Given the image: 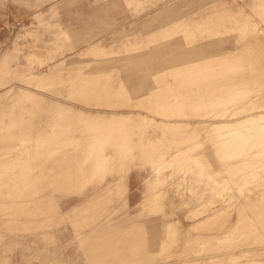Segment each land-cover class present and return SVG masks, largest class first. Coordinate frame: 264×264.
Segmentation results:
<instances>
[{"label":"rangeland","instance_id":"obj_1","mask_svg":"<svg viewBox=\"0 0 264 264\" xmlns=\"http://www.w3.org/2000/svg\"><path fill=\"white\" fill-rule=\"evenodd\" d=\"M44 1L0 0V264H133L130 259L155 254L158 245L154 239L158 236L142 228L130 234L129 222L153 223L154 229L161 231L158 223L163 218H179L194 235L211 231L205 224L209 212L212 219L218 220L216 223L226 221L228 233L232 231L221 260L226 264H264V129L259 132L258 128H250L256 122H247L242 131L234 127L242 116L264 113L260 101L243 106L240 103L233 109L234 113H242L219 118L232 125L226 128L228 135L223 134L226 141L215 136V127L209 126L200 141V155L162 158V166L152 167L153 171L149 165H131L125 194L116 196L109 207L116 216L125 210L133 212L124 222L122 233L109 237L105 222L86 228L90 220L98 218L96 205L66 210L82 198L80 169L94 164L97 153L118 154L112 144V128L118 129L132 114L149 113L158 93L175 91L169 78L159 74L161 82L144 74L146 62L137 58L133 47L131 60H112L110 57L130 52L97 55L89 42L101 43L108 50L119 49L132 34L144 38L147 31L167 24L166 13L179 15L202 4L204 14L210 13L207 20L218 21L209 22L210 27L191 29L194 34L187 38L182 51L171 52L167 48L176 44L168 41L160 54L189 55L201 50L208 54L222 48L217 51L222 55L220 52L237 43L247 30L255 33L264 28V12L253 14L264 0ZM79 14L106 17L88 21ZM78 31L85 42H80ZM84 85L93 90L84 92ZM85 110L129 114L119 116V123L102 127L103 136L92 134L89 138L90 129H83L90 124L82 119ZM261 119L258 123L264 125V117ZM210 140L213 143L207 149ZM49 143L62 146L56 158L50 160L52 155L40 150ZM60 163L67 169L77 167L79 172L67 171L66 182L63 179L59 185ZM154 176H161V180ZM153 188L169 195L166 204H148ZM162 229L165 237L171 236V224H162ZM143 237L149 241L142 243ZM122 238L138 239L136 249L129 251L132 244L122 242Z\"/></svg>","mask_w":264,"mask_h":264},{"label":"bare ground","instance_id":"obj_2","mask_svg":"<svg viewBox=\"0 0 264 264\" xmlns=\"http://www.w3.org/2000/svg\"><path fill=\"white\" fill-rule=\"evenodd\" d=\"M259 6L260 8L253 9V14L255 16L264 12V3H262V5L259 4ZM173 15L174 14L166 13L165 19L202 20V18L205 17L207 20L211 18L209 17V12L204 14L202 4L197 6L196 9L191 12L174 15L176 16L174 18ZM221 15L226 16L227 13L221 12ZM239 18H241V16ZM261 18L264 19L262 16ZM188 29H176L177 31L182 32L177 36H175V34H170L169 36L164 35L165 37L163 38L162 43L160 42L159 49L157 48L154 50L153 44L147 45L148 48H145L149 49L150 52L160 50L162 53V50H165V47L162 45H167L169 43L168 41H170V44L173 43L176 44V46L174 45L175 47L173 46L167 49L176 53L182 51L186 48L185 42L191 35L190 31H187ZM163 31L166 33L169 30L164 29ZM222 42L225 41L222 39ZM137 48L138 47L136 46L134 50L137 52V58L141 59L142 57ZM141 48L144 49L143 47ZM221 49L222 48L219 50ZM219 50L211 51L210 49L211 53L209 52L208 54L203 53L201 50L202 52L197 51V53H191L189 55L178 53L175 55L171 54L172 56L160 55L157 59L154 58L155 56H153V59H144L146 62L144 74H147L148 78H151L150 75H153V79L156 81L160 80L161 82H163L161 80L162 76L169 78L175 84V91L171 94L158 93L154 96L153 101H151L149 113L143 114L137 112L132 114L120 123L118 129L112 128V133L118 135H113L114 140L112 144L118 149L124 150V152L126 150V154L128 153L130 157L128 160L131 158H138L140 155L145 162L152 164L154 162V157H156L155 155L158 156V160L162 158L176 160L187 154L200 155L199 150L202 149L200 141L209 126L215 127V131L213 130L215 136L216 134L217 136L220 135L224 137L223 139L225 140L227 136H223V134H227L226 128L232 127V125L225 122L224 119L220 120L219 118H224L226 115L235 116L238 112L239 114L240 112L242 113L243 111L234 113L233 109L240 103L241 106L248 102L256 103L257 101H260L258 104L264 103V28H259V31L255 33L247 30V33H245L237 43L224 48L223 52H220V54L223 53L222 55H218L217 51ZM39 61L43 62L44 60L40 58ZM159 74L161 75V78H159ZM27 78L35 80V78ZM251 93V99H248V95ZM135 116H137L139 123L132 122L133 124L129 125L128 122L133 121L132 118L134 119ZM139 116H141L140 119L138 118ZM149 116L154 120V124L150 121ZM157 117L160 119H156ZM262 117H264V113L262 112L255 113V115L252 116H242L236 121L237 125L234 127L236 129L239 128V130L242 127V130H244L243 128L246 126L245 124L247 122H250L249 124L256 122L255 125L253 126L252 124L250 128H258L257 130L260 132L264 129V125L259 124ZM159 121H163V124L158 123ZM243 122L245 123L243 124ZM245 137L246 136H244V138ZM213 140L207 142V149L211 147ZM40 150L43 153L47 152L52 155L51 157H48L50 160L52 157L56 158L57 154L62 150V146L59 143H49L40 148ZM103 157L106 160L103 158V161L100 160L97 163H106L108 157L105 155ZM121 175L122 174H120V176ZM207 222L209 223L210 221Z\"/></svg>","mask_w":264,"mask_h":264},{"label":"crops","instance_id":"obj_3","mask_svg":"<svg viewBox=\"0 0 264 264\" xmlns=\"http://www.w3.org/2000/svg\"><path fill=\"white\" fill-rule=\"evenodd\" d=\"M39 1H40V3L45 2L44 0H39ZM58 6L60 7L61 4L59 3ZM36 11H38V10H36ZM42 12H44V11L42 10ZM87 15L88 16H85L86 19H84L85 17L83 16V14H79L80 18H82L84 20H88V21L91 20L92 17L95 19H98V20L105 19V18H103L102 15H101L102 17H100V18L97 17L99 15H97V16L96 15L93 16V14L92 15L87 14ZM151 15H149V16H151ZM104 17H106V16H104ZM148 17H147V20H148ZM217 21L218 20H206V19H204V20H168L167 24H164L158 28H154L150 31H147L145 33L144 38H140V37H137L135 34H132V38H127V40H125V43L123 44V46L119 47V49H113L112 48V49L108 50L101 43L100 44L95 43V42H89V43L92 44V47L95 50L94 54H97V55L109 54V52L110 53H120L122 51L130 52L126 56L118 55V56H121L120 58H118V56L110 57V58H112V60H115V59L131 60L132 55H133L132 53H134L131 51V49H132V47L135 48L136 46L138 47L137 50L142 57L141 59H143V60L147 59V58L153 59V56H155L154 58L157 59L161 55L160 50L150 52L149 49H146V48H148L147 45L153 44V47L155 50L159 47L160 42L162 43V40L165 37L164 35L169 36L170 34H175V36H177L179 33H182L180 31H177L176 29H181V28L188 29L189 28L187 31L188 32L190 31L191 35H193L194 31L191 29H193L195 27H199V26L210 27L209 22H217ZM241 22L242 21L240 20L239 23H241ZM219 26L221 27V25H219ZM244 26H247V25H241L240 27H244ZM164 29H167L169 31H167L165 33L163 31ZM76 34L78 35L79 40L81 39L80 40L81 43L85 42V40L81 38L82 35H80V34H82V32L78 31V32H76ZM126 35H130V33H128ZM154 42H156V43H154ZM141 47H143L144 49H142ZM44 58H46V57L44 56ZM81 74L83 76L85 75L84 72H81ZM100 74H104V73L100 72L99 75ZM129 74H130V71H128V75ZM91 90H93V89L89 88L88 85H84V88H83L84 92H90ZM84 101L86 102V100H84ZM105 102H107V101H105ZM109 105L112 106V105H114V103H112V101H111ZM59 106H63V105H59ZM127 106H129V105H127ZM127 106H123V107H127ZM85 111L83 112L82 119L84 120V122H86V124L88 122L91 125L88 124V125L84 126L83 129L84 130L90 129L89 138L92 137L91 136L92 134L97 135L98 137L103 136L102 134L104 133V131L101 130L102 127L106 128V125H108L109 123H112V124L116 123V122L119 123V121H118L119 116H121V115L124 116V115L129 114L127 112H123L122 114H118V113L107 114L108 112H106V111H98V112L89 111V110H87L86 112ZM94 113H96V114H94ZM89 116H90V118H89ZM140 117L141 116H139L138 118L140 119ZM132 120L133 121L128 122L129 125H131L133 123H139V121L137 120V116H135L134 119L132 118ZM94 124L97 125L96 129H95L96 126L95 127L92 126ZM92 127L94 129H92ZM101 131H102V133H101ZM98 139H100V138H98ZM92 140H93V138H92ZM114 153L115 152H112L109 154L97 153V154H95L96 158L93 157V159H96V163L91 164V166L90 165H84V167H82V169H80V172L83 173V178L81 177L82 178V185H83V189H82V193H81L82 198L78 201L77 200L73 201L68 206V208H66V210H69V209H72L73 207L74 208H81L87 204L96 205V207H97L96 210L98 211L97 212L98 218L94 219V220H90L88 222L86 228H92L95 225L102 224L105 222V226L107 228V235L109 237L110 236H116L119 233H122L124 231V222L127 221L128 219L130 220L129 217L133 213V212L129 213L128 211L125 210V211L120 213V216L119 215L116 216V212L114 210H110V208H109L111 203L115 201L116 196H120L122 194H125L126 189H127L126 177H127L128 170L130 169L131 165H133V167H136V168H143L144 166L149 165L151 167V171H153L152 169L156 166H162L161 165L162 160L161 159L158 160L157 155H155L156 156V157H154L155 163H154V165H152V164H147L145 162V160L143 158H141L140 155L138 156L139 159L136 157L132 161L128 160V158H130V157H129L128 153L126 154V150L124 152V150L118 149V154H114ZM104 155L108 157L107 162L106 163H97L100 160L103 161ZM142 161H144V162H142ZM157 162H159V163H157ZM76 168L77 167H70V169H67V165L60 163V167L58 169V171H59V179H58L59 185L62 183L63 179H64V182H66L65 173H67V171H78L79 172V168H77V169ZM120 174H122V175L120 176ZM154 177H155V180H161V176H157V178H156V176H154ZM112 179H114V180H112ZM161 193H159L158 190H155L153 188L152 192H151V199L149 200L148 204H150V205L166 204L165 198H167V196L169 197V195L168 194L167 195H161ZM124 198L126 199V197H124ZM149 207H147V210L149 209ZM94 208L95 207H93L91 210L94 211ZM135 213L137 214V212H135ZM174 213H176V212L173 211L172 214H174ZM162 215L166 216V214H162ZM193 215H195V213H193ZM206 217H207V219H209L207 221H210V222L208 223L206 221L205 224H206L207 228L211 231L207 232V233H197L194 235L189 234L188 229L185 228V226L181 223L179 218H174V219L169 218L168 220L163 218L161 220V222L158 223L159 228L161 227V231H160V229H159V231H156V229H154L156 226L153 223L141 224L139 221L132 220L131 222H129L130 234H134L135 232L141 230V228H142L145 230V233H151V234L158 236V238L154 239V242L157 243L158 247L155 249V254H147L146 256L139 258V260H136V259H130V260H132L133 264H141V263L178 264V262H182V264H184V263H186V264H226V260H221L220 257L222 255L226 254V252H224V251H226V249L228 248L227 240L231 239L230 235L232 234V231H230L229 233L227 232L226 221L216 223L218 220L216 221L215 218L212 219L210 212L207 214ZM208 217H210V218H208ZM167 223L171 224V226H172V234H171V236H168V238L165 237V235L163 234L164 229H162V224H167ZM200 225L201 224H199L197 226V229L201 227ZM179 227H180V229H179ZM216 229H218L219 232H217ZM183 231L184 232L186 231V232L184 233ZM147 240L149 241V239H146L145 237H143L141 242L146 243ZM125 241L130 242L132 244V247L129 248V251L135 250L136 249V243H139V240L136 238H132V240H129V239L126 240L125 238H122V242H125ZM171 258H174L176 260L172 261ZM177 259H181V260H177ZM212 259H218L217 260L218 263H210L209 260L211 261ZM162 261L165 263H162Z\"/></svg>","mask_w":264,"mask_h":264}]
</instances>
